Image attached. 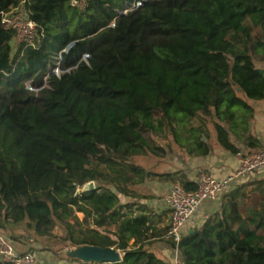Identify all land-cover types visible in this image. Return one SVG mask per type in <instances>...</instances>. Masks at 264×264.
<instances>
[{"label": "trees", "instance_id": "trees-1", "mask_svg": "<svg viewBox=\"0 0 264 264\" xmlns=\"http://www.w3.org/2000/svg\"><path fill=\"white\" fill-rule=\"evenodd\" d=\"M20 1L0 0V12ZM70 1L25 0L42 34L37 49L13 52L14 32L0 17V232L22 225L45 237L59 222L72 247L123 254L103 264H171L128 245L147 221L122 212L127 173L143 177L125 161L147 145L143 122L152 115L156 134L183 135L200 156L209 147L192 123L210 119L219 146L239 154L221 122L247 132L244 98L264 100V69L255 65L264 40L252 35L264 26V0H86L85 11ZM58 56L60 75L51 73ZM92 162L114 174L117 193L97 185L82 192L101 176ZM249 186L259 190L255 206L244 204ZM227 198L220 213L169 242L181 264H264V179Z\"/></svg>", "mask_w": 264, "mask_h": 264}, {"label": "crops", "instance_id": "crops-1", "mask_svg": "<svg viewBox=\"0 0 264 264\" xmlns=\"http://www.w3.org/2000/svg\"><path fill=\"white\" fill-rule=\"evenodd\" d=\"M257 29L260 33L255 35L254 31ZM252 35L257 40L263 41L264 26L256 27L253 30ZM255 65L259 69H264V54L261 51L255 53ZM244 100L251 108V113H249L251 115L248 118L247 124V132H244L240 125H233V121L230 120L221 122V125L228 130L231 142L239 148V154L264 151V100L252 101L245 98ZM192 125L201 130L203 135L202 142L206 143L209 147L208 154L203 156L191 154L186 146L182 145L186 140V137H183V135H181L178 141L169 135L175 145L172 148L171 146L164 147L161 145L150 146L145 139L147 145L144 146L138 154L125 161L143 171L142 179L134 176L131 172L127 173V178H129V182L126 186L128 194L124 195L116 192V187H118V185L109 180L111 177H114V174L108 176V185H104L106 181H103V184L101 180L94 182L95 186H102L103 188L116 192L119 201L120 198L130 200L126 203L120 201L121 204L129 207L123 208V213L129 214V217H135L138 215L145 216L147 221L146 232L136 243H134V239H131L128 243L129 247H143L145 250L154 253L164 262L171 264H181V261L177 251L170 248V241L165 240L163 237L170 220V211L164 201L169 186L174 183H179L183 185L184 188L186 183H192L195 185L196 177L201 172L206 173L219 181L232 175L240 165L239 154H231L222 149L217 143L214 122L212 120L206 119L198 124L192 123ZM209 125H211V128H209ZM249 137L254 139L251 141L255 144L254 146L248 145L251 143L249 142ZM156 147L162 148V150H158ZM146 152L150 153L151 158L155 159L153 167L146 168V166L132 163L131 159L138 155H143ZM159 161L165 163H163L162 166H159ZM121 177H123V175ZM248 178L245 177L237 180L232 184L230 190H233ZM124 185L125 183L120 181L119 187L125 188ZM137 186H145L146 190L143 193L136 192L134 191V188ZM228 193L226 194V192H224L220 194L213 202H202L194 216L182 228L181 237L188 234L190 230L200 228L208 217L220 213L222 205L227 202ZM134 207L136 208L134 209ZM81 216L83 217L82 214ZM81 219L79 218V220ZM13 246L18 251H31L30 245H25L21 242H14ZM120 255L121 257L123 256L121 252ZM43 262L49 263L52 261L46 259V261Z\"/></svg>", "mask_w": 264, "mask_h": 264}, {"label": "built area", "instance_id": "built-area-1", "mask_svg": "<svg viewBox=\"0 0 264 264\" xmlns=\"http://www.w3.org/2000/svg\"><path fill=\"white\" fill-rule=\"evenodd\" d=\"M135 3L133 8L139 7ZM70 6L78 11H85L86 0H71ZM127 12V11H125ZM124 12V13H125ZM2 27L12 30L14 37L11 42L13 52L24 45L37 49L42 41V34L38 31L36 24L31 20L25 0L20 1L8 12H0ZM87 55H84L86 58ZM56 66L51 73H57L61 57L56 58ZM26 89L32 90L26 83ZM239 168L230 176L222 180H215L206 173H199L195 180L196 189L186 190L183 185L174 183L169 186L164 201L170 211V220L164 239L172 241L177 245L181 239L182 228L190 221L197 212L200 204L205 201L213 202L217 197L230 190L232 184L245 177L261 176L264 173V151L240 153ZM0 263L7 264H76V263H45L36 258L33 251L19 253L14 249L9 240L0 232Z\"/></svg>", "mask_w": 264, "mask_h": 264}, {"label": "rangeland", "instance_id": "rangeland-1", "mask_svg": "<svg viewBox=\"0 0 264 264\" xmlns=\"http://www.w3.org/2000/svg\"><path fill=\"white\" fill-rule=\"evenodd\" d=\"M260 31L257 29L254 31V34H259ZM56 75H60L61 71L58 70ZM156 115H152L150 117L146 116V119L144 120L143 124L146 127V131L144 132L143 136L148 141L150 146L155 145H161L164 147L171 146L174 147L173 140L171 137H169V134L167 132H162V134H156L154 131V126L156 125L157 120ZM194 124H198L199 121L195 119L193 121ZM210 126V127H209ZM208 127L211 128V125ZM247 153V152H246ZM132 163L140 166H146V168L153 167L155 164V159L150 157V153L146 152L143 155H138L135 158L131 159ZM165 162H158L159 166L163 165ZM90 167H95L100 172L101 176L98 178V180H101L102 184L103 181H106L104 185H108V176L113 175V173L103 165H96L95 162H92ZM264 179V174L261 176H254L249 177L248 179L243 182V184H250V183H256V181H260ZM101 184V185H102ZM241 185V184H240ZM145 186H137L134 188V191L143 193L146 189ZM231 191V190H230ZM228 191V192H230ZM246 193L247 198L244 200V204H247L249 206H255L256 201L258 199V192L259 190L256 189L255 186H249L246 187ZM226 192V194L228 193ZM120 198V197H119ZM120 201L122 203H126L127 201H130L126 198H120ZM137 203V202H134ZM136 207H134L135 209ZM76 217L79 219L82 218L81 214L75 213ZM1 233L6 236V238L12 242V245H14V242H21L25 245H30L31 251L34 252L36 258H38L40 261H46V259H49L52 262L56 263H70V258L66 256V252L70 250H74L75 248L70 245L69 242L66 241V233L62 229V226L59 222H56V227L52 230L51 234L49 236L45 237H39L36 234H34L32 231H29L25 229L22 225L17 226L13 229L9 230H2ZM13 237H16V241L13 240ZM14 247V246H13ZM15 249V248H14ZM29 249V248H28ZM16 250V249H15ZM18 251V250H17ZM30 251V252H31ZM19 253H22L24 251H18ZM27 252V251H26Z\"/></svg>", "mask_w": 264, "mask_h": 264}, {"label": "water", "instance_id": "water-1", "mask_svg": "<svg viewBox=\"0 0 264 264\" xmlns=\"http://www.w3.org/2000/svg\"><path fill=\"white\" fill-rule=\"evenodd\" d=\"M126 13V12H125ZM95 188L94 182L84 185L82 192L91 191ZM192 230L189 231L191 233ZM70 259H76L85 264L116 263L121 261L120 252L114 248H99L96 246H83L66 252Z\"/></svg>", "mask_w": 264, "mask_h": 264}]
</instances>
